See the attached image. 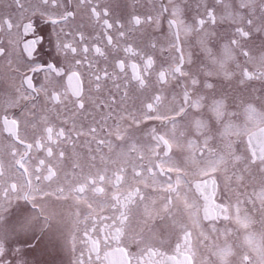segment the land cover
<instances>
[{"label": "flooded vegetation", "instance_id": "af4514ba", "mask_svg": "<svg viewBox=\"0 0 264 264\" xmlns=\"http://www.w3.org/2000/svg\"><path fill=\"white\" fill-rule=\"evenodd\" d=\"M112 2L116 18H120L125 23L133 14L143 17L149 9L148 0H139L138 3L135 0H112ZM258 2L259 0H224V4L214 5V0H207L210 6L216 8L219 23L215 29L217 37L212 46L217 51L218 58L224 60V68L220 69L218 66L213 68L210 80L218 83L222 88L215 95L210 90L199 93L204 95L201 101L202 107H186L185 112H181L182 98L179 95L181 90L176 86L175 80H169L165 86L161 103L152 113L151 119L144 117L142 100L146 101L151 97L154 91L152 87L145 90L141 98L134 102L129 101L123 112L117 106L116 112L124 117L119 121V133L115 128L117 120L114 115L101 135L110 139L114 145L125 148L135 141L137 145L143 146L139 154L122 156L119 154V147L111 152L105 147L99 153L94 152L95 159H91L87 148L78 145V155L73 156L71 146L63 144L61 147L65 151V157L58 161L55 157L58 150L53 145L54 157L50 166L54 169V178L51 182L33 181L39 189L34 193V197L39 204L57 213L55 219L51 221L53 232L57 235L63 234L65 237L75 232L78 240L75 253L59 238L49 240L48 235H45L47 247L43 244L36 246L38 241L32 240L37 264H72L74 255L78 256L81 249L87 251L88 246L80 239L85 226L91 229L93 218L118 216L120 209L116 204L117 197L121 198L123 203V198L137 187L141 189L146 199L143 202L137 200L130 204L129 214L142 226L144 237H152V242L163 253L159 258L161 261L170 258L175 264H264V172L256 166H248L249 156L257 151L259 144L256 138L249 142L248 133H258L260 128H264L262 122L264 102L255 99L257 95L264 96V80L253 78L244 84L239 83L242 69L251 77L255 73L264 72V64L258 60L246 62V57L240 54L239 49L231 50L230 56L227 57L222 52V44L230 38L232 29L237 26L232 23L236 20L238 23H243L245 30L251 34L247 41L241 42V46L248 49L253 57L259 55L264 34L256 32L255 26L260 20L253 16L251 17L253 25L248 26L246 22L240 21L238 15H228L224 6L231 5L232 12H242L248 17L249 9L247 7L241 9L240 4H258ZM197 3L199 0H188V4L185 5L186 19L189 23L192 22L194 14H203V8L195 7ZM256 15H260L258 7ZM221 18H223L222 22ZM141 30H146L152 36H160L161 33H166L167 24L166 22L163 24L160 32L147 26H143ZM47 31L50 32L51 28L49 27ZM109 34L116 42V33L109 30ZM13 35L15 36V32ZM100 35L102 37L103 33L101 32ZM38 36H42L43 40L36 46L34 57L37 61L46 59L44 53L49 50L48 36L40 30L19 37L20 47L17 51L23 48V42ZM86 36L91 37L87 41L91 44L96 33L88 29ZM183 38L182 34L181 39ZM97 43L109 55L108 62L102 58L97 60L98 67H107L108 71H113V56L106 45V40L101 39ZM194 53V59L198 56L203 60L198 49H194ZM93 55L90 53L89 58L92 59ZM119 56L126 60V64L129 63L123 52L119 53ZM154 60L156 61L154 69L158 71L164 63V57L157 52L154 54ZM132 62L141 64L142 71V62L139 59L133 58ZM86 68L87 65H84V68L80 69L81 88L82 98L86 107H89L91 104L89 96L94 93L89 91L92 85L85 71ZM115 71L119 72L118 69ZM225 71L231 74L227 81L223 79ZM125 72L128 77L132 74L131 68L127 66ZM6 73V67L0 64V97L9 90L11 84V80L5 78ZM150 81H155L154 73ZM43 82V73L34 75V86L39 88ZM16 84L19 85V80ZM156 87L158 88L159 85ZM253 89L257 91L254 93ZM48 90L59 92L64 103L62 106H57L54 111L51 110L52 104L46 100L44 92L39 93L38 99L24 102L26 111L20 119L18 133L26 142H32L34 137L31 127L34 118L32 114L36 116L46 114L57 131L60 127L66 130L71 128V116L61 112V107L67 108L73 98L72 89L67 84V73L63 78L57 77L49 84ZM221 94H224V107L213 110L210 105L213 99L219 98ZM197 95V91H192V99ZM19 111L12 109L7 114L18 116ZM57 113L60 114V119L57 118ZM233 113L236 115L233 116ZM4 114L0 110V116ZM172 120L177 122L175 133L168 123ZM201 120L204 127L197 126L196 122ZM150 128H156L168 141L170 160L160 148L150 147L153 143L151 137L145 136V131ZM6 137V133L0 132V144L4 143ZM205 138L209 141L207 147L203 144ZM86 139L91 137L81 136L80 144L83 145ZM189 140L195 141L197 147H190ZM92 147L95 149V144ZM230 153H235L241 159H233ZM222 154L225 155L223 162L217 159ZM29 156L30 164L25 167L29 169L28 174L31 175V163L38 158H44V151H33ZM2 159L6 177H18L14 169L10 170L7 167L10 158L3 155ZM134 168L143 169L140 177L134 176ZM118 169L123 171L119 173L120 182L117 184L115 176ZM150 171L156 173L155 179L149 174ZM177 177L181 180L179 187L182 195L179 199L164 190L169 178L175 182ZM169 199L172 202L165 207ZM21 205L30 207L24 205V202H21ZM145 205L150 215H146ZM96 235H100L99 226L96 227ZM129 236L130 233H122L120 240L110 243L108 248L104 247L103 239L96 240L95 249L105 256L110 264H120L122 259L120 254L125 251L124 245L132 243ZM132 251H136L134 245Z\"/></svg>", "mask_w": 264, "mask_h": 264}, {"label": "snow or ice", "instance_id": "6c2138e0", "mask_svg": "<svg viewBox=\"0 0 264 264\" xmlns=\"http://www.w3.org/2000/svg\"><path fill=\"white\" fill-rule=\"evenodd\" d=\"M135 2L138 3L139 0ZM148 4L149 9L146 15L142 17L133 14L125 23L120 18H116L112 0H0V37H3L0 39V64L7 69L5 78L11 80L9 90L0 97V110L5 113L0 116V126H2L0 132L7 134L4 143L0 144V232H2L0 264H37L35 248L31 242L37 240L36 246L43 244L47 247L45 235H48L49 240L62 239L68 247H71L73 253L76 251L78 240L76 233L71 232L65 237L63 234L57 235L53 232L51 221L55 219L57 213L39 204L34 197V193L39 189L33 181L51 182L54 178V169L50 166L54 157L53 145L58 150L55 155L58 161L65 157V151L61 147L63 144L71 146L73 156L78 155V145L87 148L91 159H95L94 152L99 153L105 147L110 152L119 147V154L122 156H128L131 153L139 154L143 146L137 145L135 141L125 148L114 145L110 139L101 135L114 115L117 120L115 128L119 133V121L124 117L116 112L117 106L123 112L129 101L134 102L141 98L145 90L152 87L154 91L151 97L146 101L142 100L144 117L151 119L152 113L161 103L169 80H175L176 86L181 90L179 93L182 98L181 112H185L186 107H202L201 101L204 95L199 93L210 90L215 95L222 88L218 83L210 80L214 67L224 68V60L218 58L217 51L212 46L217 37L215 29L219 23L215 6H210L207 0H199L195 7L203 8V14H194L192 22L189 23L186 19L185 7L188 0H148ZM221 4H224V0H214V5ZM224 6L228 15H238L240 21L246 22L248 26L253 25L251 17L255 16L257 20H260V23L255 26V31L264 34V19H261L264 17V0H259L258 4H240L241 9L245 7L249 9L248 17H245L242 12H232L231 5ZM257 7L259 16L256 15ZM222 20L223 18L221 22ZM165 22L166 33H161L160 36H152L146 30H141L143 26H147L160 32ZM232 23L237 26L232 29L230 38L222 44L224 56H230L231 50L239 49L240 54L246 57V62L258 60L264 64V41H262V50L259 55L253 57L248 49L241 46V42L247 41L251 34L245 30L243 23H238L236 20ZM49 27L50 32L47 31ZM88 29L96 33L91 44L87 42L91 38L86 36ZM36 30L48 36L49 50L44 53L46 59L42 58L40 61L35 59L34 52H36V46L41 44L42 36L23 42V48L17 51L20 47L18 38ZM109 30L116 33V42L109 34ZM101 39L106 40V45L113 56L114 70L111 72L107 67L100 68L97 65V60L100 58L105 62L109 60L108 53L97 43ZM194 49L199 50L203 60H200L198 56L194 59ZM41 51H43L42 47ZM121 52L125 54L129 63L126 64V60L120 58ZM157 52L164 57V63L158 71L154 69L156 63L154 54ZM90 53L94 54L92 59L89 58ZM133 58L142 62V71L141 64L132 62ZM61 64L64 66H57ZM84 65H87L85 71L92 85L89 91L94 93L89 96L91 101L89 107H86L82 98L80 69L84 68ZM126 66L131 68L130 77L125 72ZM40 73L44 74V82L37 88L33 84V79L34 75ZM66 73L67 84L72 89L71 96L74 99L72 98L67 108L61 107V112L71 116V128L66 130L60 127L57 131L46 114L42 116L32 114L34 118L31 121V127L34 137L32 142H26L18 133L20 119L26 111L24 102L34 101L39 98L40 92H44L46 100L52 104L51 110L54 111L57 106H62L64 102L61 94L55 90L49 91L48 85L57 77L63 78ZM153 73L155 81L151 82L150 77ZM230 75L227 71L223 72V79L229 80ZM253 78L264 80V72L255 73L250 77L246 70L242 69L239 83L244 84ZM17 80L19 85L16 84ZM156 85L159 87L157 88ZM192 91L198 93L195 99H192ZM256 91L253 89L254 93ZM223 99L224 94L214 98L210 107L213 110L222 109ZM255 99L264 102V96L257 95ZM12 109H19V115H8L7 113ZM232 115L235 116L236 113ZM57 118H61L59 113ZM168 123L171 124L175 133L177 122L172 120ZM196 123L198 127H204L202 120ZM81 136L91 137V139H86L81 145L79 142ZM145 136L151 137L153 143L150 147L160 148L164 155L171 159L168 156L170 145L156 128L147 129ZM248 138L249 142L254 138L259 141L257 151L249 156L248 166H256L264 172V128H260L258 133H248ZM208 143V139L205 138L204 146L207 147ZM93 144L95 149L92 147ZM188 144L190 147H197L195 141L189 140ZM41 150L44 151V158H38L31 163V175H29V169L25 167L30 164L29 154ZM3 155L10 158L7 167L10 170L14 169L18 177H6ZM230 155L235 160L241 159L235 153ZM217 159L223 162L225 155H219ZM122 171L123 169L117 170L115 176L117 184L120 182L119 173ZM142 171V168L140 170L134 168L133 174L140 177ZM149 174L155 179L156 173L150 171ZM180 182L179 177L175 182L169 178L164 190L179 199L182 195ZM145 199L144 193L137 187L123 198V203L121 198L117 197L116 204L120 209L118 216L93 218L92 228L85 226L83 236L80 238L81 242L88 246L87 251L81 249L78 256L74 255L72 264H110L105 256L96 251L94 241L103 239L104 247L108 248L110 243L119 241L122 233L125 232L130 233L129 238L132 243L124 245L125 251L120 254L122 257L120 264H150V262L151 264H175L170 258L163 261L159 259L163 253L152 242V237H144L142 226L129 214L130 204L137 200L143 202ZM21 202L30 207L22 206ZM171 202L169 199L165 207ZM145 213L150 215L147 205H145ZM144 223L146 224L147 221L145 220ZM97 226L100 228V235H96ZM133 245L136 248L135 252L132 251Z\"/></svg>", "mask_w": 264, "mask_h": 264}]
</instances>
